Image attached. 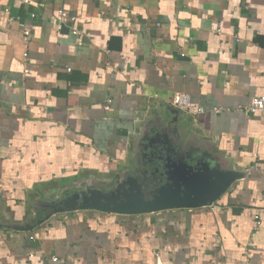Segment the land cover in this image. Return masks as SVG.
Instances as JSON below:
<instances>
[{"label": "crops", "instance_id": "obj_1", "mask_svg": "<svg viewBox=\"0 0 264 264\" xmlns=\"http://www.w3.org/2000/svg\"><path fill=\"white\" fill-rule=\"evenodd\" d=\"M262 96L264 0H0V264H264ZM159 108L194 118L209 173L84 206Z\"/></svg>", "mask_w": 264, "mask_h": 264}, {"label": "rangeland", "instance_id": "obj_2", "mask_svg": "<svg viewBox=\"0 0 264 264\" xmlns=\"http://www.w3.org/2000/svg\"><path fill=\"white\" fill-rule=\"evenodd\" d=\"M216 159L194 118L167 108L146 110L126 161L112 174L80 179L79 197L84 206L142 210L163 187L203 180Z\"/></svg>", "mask_w": 264, "mask_h": 264}, {"label": "built area", "instance_id": "obj_3", "mask_svg": "<svg viewBox=\"0 0 264 264\" xmlns=\"http://www.w3.org/2000/svg\"><path fill=\"white\" fill-rule=\"evenodd\" d=\"M58 19L62 23H74L76 21V17L68 14L65 11H61L58 13ZM217 33H220L219 29L213 30ZM73 36H80L79 32L72 31ZM175 107L177 110L181 112H188L191 110L192 107V100L191 97L188 94L181 93L176 97L175 100ZM248 110L250 113H260L264 114V96L255 98L252 103L249 105ZM199 113H202L203 110H198Z\"/></svg>", "mask_w": 264, "mask_h": 264}]
</instances>
